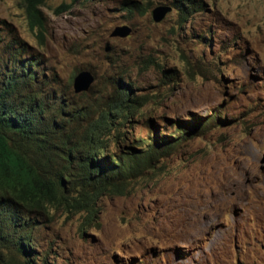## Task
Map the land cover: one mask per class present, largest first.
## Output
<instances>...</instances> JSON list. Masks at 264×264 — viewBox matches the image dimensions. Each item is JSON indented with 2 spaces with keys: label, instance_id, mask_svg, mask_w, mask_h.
Segmentation results:
<instances>
[{
  "label": "rangeland",
  "instance_id": "rangeland-1",
  "mask_svg": "<svg viewBox=\"0 0 264 264\" xmlns=\"http://www.w3.org/2000/svg\"><path fill=\"white\" fill-rule=\"evenodd\" d=\"M159 5L172 10L157 22ZM42 9L44 38L24 0H0V50L26 41L70 93L83 69L97 96L130 83L144 102L128 143L144 145L154 130L175 138L177 122L192 129L126 194L103 195L94 217L52 209L34 233V264H264V0H45ZM120 25L131 34L112 36ZM11 248L1 241L0 257L20 263Z\"/></svg>",
  "mask_w": 264,
  "mask_h": 264
},
{
  "label": "trees",
  "instance_id": "trees-1",
  "mask_svg": "<svg viewBox=\"0 0 264 264\" xmlns=\"http://www.w3.org/2000/svg\"><path fill=\"white\" fill-rule=\"evenodd\" d=\"M44 2L24 0L30 26L41 29L42 38ZM7 46L0 50V145L10 162L0 183V242L22 256L18 264H34V233L52 209L94 217L103 195L126 194L130 181L192 128L177 122L175 138L154 130L144 145L128 143L125 127L144 102L130 83L118 79L107 95L70 93L54 72L46 73L42 54L26 41L12 38ZM113 141L116 150L110 149ZM0 264L12 263L2 255Z\"/></svg>",
  "mask_w": 264,
  "mask_h": 264
},
{
  "label": "water",
  "instance_id": "water-1",
  "mask_svg": "<svg viewBox=\"0 0 264 264\" xmlns=\"http://www.w3.org/2000/svg\"><path fill=\"white\" fill-rule=\"evenodd\" d=\"M172 10L171 6L159 5L153 10L154 19L159 22L162 21L167 13ZM132 32V27L129 25L117 26L112 32V36L126 37ZM95 81V76L92 71L83 69L79 71L74 77V85L76 92L88 91Z\"/></svg>",
  "mask_w": 264,
  "mask_h": 264
},
{
  "label": "snow or ice",
  "instance_id": "snow-or-ice-1",
  "mask_svg": "<svg viewBox=\"0 0 264 264\" xmlns=\"http://www.w3.org/2000/svg\"><path fill=\"white\" fill-rule=\"evenodd\" d=\"M6 148L0 145V183H2L7 175L8 163L10 162V156H6Z\"/></svg>",
  "mask_w": 264,
  "mask_h": 264
},
{
  "label": "clouds",
  "instance_id": "clouds-1",
  "mask_svg": "<svg viewBox=\"0 0 264 264\" xmlns=\"http://www.w3.org/2000/svg\"><path fill=\"white\" fill-rule=\"evenodd\" d=\"M89 70V69H88ZM91 71V70H90ZM74 88H75V85H74ZM83 92H86V91H83ZM77 93H81V92H77Z\"/></svg>",
  "mask_w": 264,
  "mask_h": 264
}]
</instances>
